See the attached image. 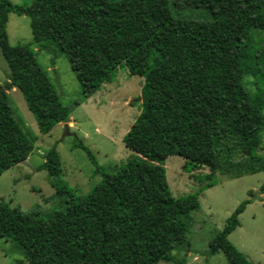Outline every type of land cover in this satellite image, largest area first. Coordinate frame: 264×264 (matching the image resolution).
Returning a JSON list of instances; mask_svg holds the SVG:
<instances>
[{
	"label": "trees",
	"instance_id": "16d2710c",
	"mask_svg": "<svg viewBox=\"0 0 264 264\" xmlns=\"http://www.w3.org/2000/svg\"><path fill=\"white\" fill-rule=\"evenodd\" d=\"M207 2L210 22L178 16L171 0H32L28 7L0 0V49L10 67L0 84V177L34 150L9 90L22 92L44 134L71 120L36 53L10 44L11 13L30 18L35 44L67 56L83 100L112 82L120 66L144 78L142 110L124 137L136 157L108 173L82 145L103 179L77 196L61 178V158L52 149L41 169L65 199L63 209L26 213L0 201V239L17 242L29 264L175 261L168 252L173 236L181 238L178 222L189 220L200 201L198 194H172L165 160L181 156L185 168H208L200 192L215 185L218 172L232 178L264 172L257 154L264 131V49L252 38L253 29L264 31V0ZM237 155L242 158L234 161ZM252 200L238 206L210 246L227 264H255L229 240Z\"/></svg>",
	"mask_w": 264,
	"mask_h": 264
},
{
	"label": "rangeland",
	"instance_id": "374dc122",
	"mask_svg": "<svg viewBox=\"0 0 264 264\" xmlns=\"http://www.w3.org/2000/svg\"><path fill=\"white\" fill-rule=\"evenodd\" d=\"M10 1L24 7L32 3V0ZM171 3L175 13L187 20H214L207 0H171ZM7 32L12 46L27 45L36 53L63 104L71 110L75 125L69 126V135L67 123L56 125L47 134L42 133L22 92L17 88L8 91L15 118L31 138L34 150L26 161L0 177V201L26 213L35 209L43 213L62 210L65 199L52 186L49 173L41 169L47 153L57 150L63 170L61 178L77 196L89 194L103 176L96 172V166L81 146H86L102 170L108 173L137 156L126 147L124 137L142 110L144 78L131 75L125 66H120L112 82L103 84L100 90L83 100L81 85L69 59L57 48L49 51L35 44L29 17L11 13ZM252 38L256 47L264 49L263 30L253 29ZM9 74V64L0 49L1 85L7 82ZM246 82L248 90L254 92L253 79L247 78ZM262 136L263 143L257 154L264 158V131ZM241 158L237 155L234 161ZM163 165L172 194L175 197L198 194L200 208L192 212L189 220L178 222L181 238L173 236L168 252L176 260H162L159 264H227L225 254L222 251L211 254L210 246L238 206L247 199L253 200L240 215V226L229 235V240L253 263L264 264V194L260 192L264 172L237 178L218 172L213 178L215 185L200 192L208 182V168H185L186 159L181 156H170ZM0 264L29 263L17 242L0 239Z\"/></svg>",
	"mask_w": 264,
	"mask_h": 264
},
{
	"label": "crops",
	"instance_id": "0c3cea01",
	"mask_svg": "<svg viewBox=\"0 0 264 264\" xmlns=\"http://www.w3.org/2000/svg\"><path fill=\"white\" fill-rule=\"evenodd\" d=\"M8 81V80H7ZM13 90H15V88H13ZM64 123H61L60 125H63ZM69 126L70 125H75V122H74V120H73V117H71V120H70V122H68L67 123Z\"/></svg>",
	"mask_w": 264,
	"mask_h": 264
},
{
	"label": "water",
	"instance_id": "95a60500",
	"mask_svg": "<svg viewBox=\"0 0 264 264\" xmlns=\"http://www.w3.org/2000/svg\"><path fill=\"white\" fill-rule=\"evenodd\" d=\"M65 126H66V131H67V134L69 135V125H68V124H66Z\"/></svg>",
	"mask_w": 264,
	"mask_h": 264
}]
</instances>
